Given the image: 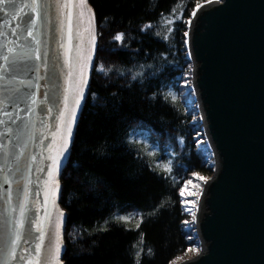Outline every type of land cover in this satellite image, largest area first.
I'll use <instances>...</instances> for the list:
<instances>
[{
    "label": "water",
    "instance_id": "obj_1",
    "mask_svg": "<svg viewBox=\"0 0 264 264\" xmlns=\"http://www.w3.org/2000/svg\"><path fill=\"white\" fill-rule=\"evenodd\" d=\"M29 2L16 0L14 12L6 6L0 12V164L6 157L12 169L0 173V248L4 249L12 239L7 221L19 218V211L11 209H19L23 200L16 181L22 188L25 175L31 180L28 217L42 222L47 215L54 231L62 211V238L67 223L60 206L61 190L54 205L51 198L45 203L44 192L51 165L46 157L48 149L54 148L53 129L57 124V107L50 102L53 81L58 85L56 103L61 108L67 87L68 24L65 15L58 14L54 7L36 12L23 7ZM43 3L51 0H41ZM83 10V19L80 5H70L65 10L72 14L74 58L80 50L92 52L91 37H96L93 11ZM187 47L193 65L195 101L215 169L197 215L202 250L179 264H264V0H213L203 4L189 25ZM91 71L92 67L86 70L88 86L77 125ZM74 136L68 158L62 161L59 184ZM5 175L10 183H4ZM25 234L27 238L20 241L17 259L11 264H27L20 256L35 255L39 233L34 223H26ZM48 243L46 237L44 252ZM64 252L63 239L61 264Z\"/></svg>",
    "mask_w": 264,
    "mask_h": 264
},
{
    "label": "trees",
    "instance_id": "obj_2",
    "mask_svg": "<svg viewBox=\"0 0 264 264\" xmlns=\"http://www.w3.org/2000/svg\"><path fill=\"white\" fill-rule=\"evenodd\" d=\"M88 2L98 45L61 177L64 264H172L196 243L181 190L213 173L186 87L185 33L207 0Z\"/></svg>",
    "mask_w": 264,
    "mask_h": 264
},
{
    "label": "snow or ice",
    "instance_id": "obj_3",
    "mask_svg": "<svg viewBox=\"0 0 264 264\" xmlns=\"http://www.w3.org/2000/svg\"><path fill=\"white\" fill-rule=\"evenodd\" d=\"M208 3L213 2V0H207ZM219 2V0H216ZM70 5H80L81 11L79 13L81 19H83L85 12L83 9H87L88 13L92 12V9L88 6V0H51V3H43L41 4V0H30L29 3L23 5V7L31 8L33 11L39 12L40 10L55 8L58 14L65 15V19L68 24V41L69 48L65 53V63L68 65L69 71L66 74V84L67 87L64 90L63 95V107H59L56 103V99L58 97V93L56 89L58 85L53 81V98L50 101L53 105L57 107V115L56 120L57 124L53 129V138L52 144L54 148H49V156L46 159L51 160V165L47 170L48 179L45 181V203H48L49 198H51L53 205L55 204L56 194L61 190L60 184L58 182V176L60 174L62 168V161L66 160L68 156L66 154L69 153L70 145L73 141L74 136V128L77 125L78 121V113L82 107V101L85 98V89L88 86V79L86 77V70L90 67H93L92 60L93 55L92 52L96 50V37L92 35L91 37V46L92 52L85 53L84 50H80L77 52L75 58L72 56V47L71 42L73 40V29H72V14L71 12H65L66 9L69 8ZM5 6L14 12L16 8V0H0V12L5 11ZM201 4H197V9L201 7ZM192 15H196V11L192 12ZM91 19V17L89 18ZM63 23L61 21L60 31L63 34ZM190 24L191 21H188ZM148 27H151L150 25ZM29 35H32L31 31H29ZM187 35V33H185ZM123 34H117L114 39L117 41L123 40ZM63 39V35H61V40ZM63 47V43L60 45ZM11 52V50H9ZM37 59H41L40 56L36 57ZM5 60L8 59L7 56L4 57ZM100 71L103 72L104 69L100 68ZM55 76V73H53ZM135 78V77H134ZM2 79V77H0ZM47 96V94H45ZM175 99V97H173ZM33 103H36L33 100ZM51 108L48 109L51 112ZM2 123V122H0ZM0 148H3V145L0 144ZM35 160V157H32ZM19 160V157H17ZM8 161L5 157L3 164H0V173H4L6 171H11V167H8ZM19 170V168H17ZM31 171V169H29ZM39 171H44V169H40ZM205 183H207V178L200 177ZM24 184L21 188L20 181L17 180V192L18 195L22 194L23 200L20 203L19 209L12 208V212L19 211L18 219H11L7 221L10 225V233L12 239L7 247V249L0 248V264H11V261L17 259L16 249L20 246V241L26 239L27 236L25 234V225L26 223H34L36 231L39 233V236L36 239L39 241L38 244L35 245V255L33 256H20L21 260H26L27 264H61L60 254L63 248V238H62V227H63V217L64 213L59 212L58 221L55 224L54 231L52 230V225L49 217L46 215L42 222L31 220L27 215L28 202L29 197L31 195L29 191V186L31 184L30 178L25 175L23 177ZM10 179L7 175L4 176V183H10ZM183 193V189L181 190ZM8 199H11V193H8ZM124 219V218H121ZM187 223V221H185ZM28 236L31 233L27 234ZM49 238V243L47 246V251L44 252L45 249V238ZM151 251V250H149ZM189 251H195V249H189ZM44 253L43 256L41 255ZM139 257V253H137Z\"/></svg>",
    "mask_w": 264,
    "mask_h": 264
},
{
    "label": "rangeland",
    "instance_id": "obj_4",
    "mask_svg": "<svg viewBox=\"0 0 264 264\" xmlns=\"http://www.w3.org/2000/svg\"><path fill=\"white\" fill-rule=\"evenodd\" d=\"M189 86L190 85L188 84V87ZM190 106L192 108H194V110H193L194 111L193 112L194 113V120L193 121L198 122L199 116L197 115L196 105H195L194 101H192V100L190 101ZM201 135L203 136V133L200 134V140H201V143L203 144V143H205V139L201 138ZM198 139H199V136H198ZM203 145H205V144H203ZM201 182H202V180L200 179V177L198 175H194L192 177V180L188 183V186L184 190L183 206H184L186 212H190L189 213L190 216L194 212V208L192 210L190 209V204H192V203L196 204V196H198L200 194V191H201ZM192 227H193V224H192V220H191L187 223V229H189V228L191 229ZM189 249H195V251H189L188 250L186 256L180 258L178 261L174 262L173 264H177L183 260L194 257L200 252V247L196 243H193Z\"/></svg>",
    "mask_w": 264,
    "mask_h": 264
}]
</instances>
